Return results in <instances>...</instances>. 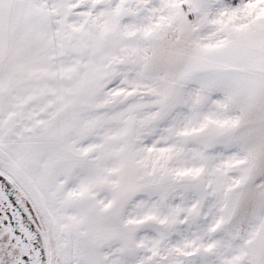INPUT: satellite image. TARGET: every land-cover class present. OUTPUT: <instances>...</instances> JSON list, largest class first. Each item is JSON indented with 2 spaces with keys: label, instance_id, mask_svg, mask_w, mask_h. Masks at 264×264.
Wrapping results in <instances>:
<instances>
[{
  "label": "snow or ice",
  "instance_id": "obj_1",
  "mask_svg": "<svg viewBox=\"0 0 264 264\" xmlns=\"http://www.w3.org/2000/svg\"><path fill=\"white\" fill-rule=\"evenodd\" d=\"M0 264H264V0H0Z\"/></svg>",
  "mask_w": 264,
  "mask_h": 264
}]
</instances>
